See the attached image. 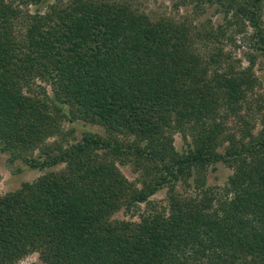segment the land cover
Returning <instances> with one entry per match:
<instances>
[{
	"label": "trees",
	"instance_id": "16d2710c",
	"mask_svg": "<svg viewBox=\"0 0 264 264\" xmlns=\"http://www.w3.org/2000/svg\"><path fill=\"white\" fill-rule=\"evenodd\" d=\"M182 2L220 7L225 26L200 34L121 0H0V152L47 170L0 195V264H264V114L255 134L241 114L255 59L223 49L251 29L264 57V0ZM65 122L104 135L70 143Z\"/></svg>",
	"mask_w": 264,
	"mask_h": 264
},
{
	"label": "rangeland",
	"instance_id": "374dc122",
	"mask_svg": "<svg viewBox=\"0 0 264 264\" xmlns=\"http://www.w3.org/2000/svg\"><path fill=\"white\" fill-rule=\"evenodd\" d=\"M120 1V0H115ZM131 3L135 8L145 12L150 18L157 20L160 17H170L179 21L186 20L190 22L196 31L203 34L206 30L216 29L218 26H225L224 15L221 12L220 7L217 6H201L202 8L196 9L194 5H190L187 2H182V0H121ZM29 9H34L29 6ZM264 11V8H263ZM264 21V14H263ZM228 33L234 34L235 26H228ZM244 36L233 35L232 41L225 40L223 46L224 52L231 54L234 59L241 61V68L247 67L248 57H254V73L258 79V86L255 87L253 94L249 95V99L244 104L241 114L245 119L249 120L251 124L255 125L254 134L257 133L261 128V118L264 114V108L258 111V107H264V57H262L258 52H256L247 37L251 34V29H247ZM246 38V39H245ZM198 40V38H197ZM199 41V40H198ZM210 45V42H208ZM252 117V119H251ZM236 120L230 119L227 123V128L229 132H235L236 130ZM64 133L69 130H73L72 135L66 136L70 143L74 142L71 139L79 140L81 137V132L83 130H90L98 134L104 135L103 129L97 126L90 125H70L68 123H63L62 125ZM56 138H49L47 142L51 143ZM65 143V142H64ZM174 146L179 153L186 150V142L181 138L180 135H174ZM121 173L136 186H139V176L140 172L135 171L131 165L118 166ZM63 168L62 166L56 167L53 170H59ZM47 171V170H46ZM46 171L29 170L25 168V165L21 161H10L7 154L0 152V195H4L9 192H13L20 188L23 183H30L35 181ZM231 174V170L228 168L218 165L217 170H208L207 182L210 185L223 187L226 183L227 177ZM189 188L181 186L178 191L186 192ZM190 193V191H188ZM152 203L156 206H161L165 204L166 191L162 190L150 198ZM142 210L144 206H141ZM116 219H127L122 212L114 215ZM17 264H43L38 255L32 254L22 260Z\"/></svg>",
	"mask_w": 264,
	"mask_h": 264
}]
</instances>
